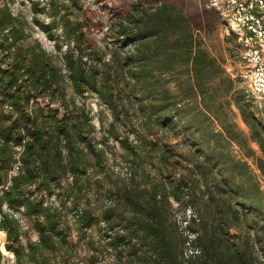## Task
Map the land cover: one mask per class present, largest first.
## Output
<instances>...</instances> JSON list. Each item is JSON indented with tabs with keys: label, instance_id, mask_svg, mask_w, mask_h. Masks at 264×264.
Here are the masks:
<instances>
[{
	"label": "trees",
	"instance_id": "trees-1",
	"mask_svg": "<svg viewBox=\"0 0 264 264\" xmlns=\"http://www.w3.org/2000/svg\"><path fill=\"white\" fill-rule=\"evenodd\" d=\"M38 4L35 23L57 49L67 41L66 72L39 41L28 40L25 21L0 1V211L5 202L25 206L39 232L37 241L25 245L17 221L4 213L0 227L16 264H54L55 251H62L63 264H82L63 250L71 241L61 225L62 205L45 206L36 193H54L69 174L67 197H73L80 239L104 221L107 227L100 226L99 233L107 246L121 256L136 255L135 264H264L262 110L248 98L241 79L207 48L186 8L173 0L138 1L111 27L118 41L105 59L90 45L85 21L71 12L79 0H49L53 21L48 23L37 17ZM126 43L132 47L123 49ZM68 82L74 93H96L112 109L100 142L120 141L134 168L132 178L139 175L146 182L117 191L122 208L116 196L108 197L101 216L81 175L91 165L90 153L105 170L107 149L93 142L94 125L80 106L64 113L52 106L57 100L66 103ZM45 96L49 103L42 105L38 98ZM236 112L248 135L239 128ZM17 161L20 168L12 174ZM172 198L198 215L188 226L197 232L192 242L200 252L189 257L184 254L187 235L170 216ZM116 226L124 232L109 235ZM1 258L0 250V264Z\"/></svg>",
	"mask_w": 264,
	"mask_h": 264
},
{
	"label": "rangeland",
	"instance_id": "rangeland-1",
	"mask_svg": "<svg viewBox=\"0 0 264 264\" xmlns=\"http://www.w3.org/2000/svg\"><path fill=\"white\" fill-rule=\"evenodd\" d=\"M2 3H7L14 14L19 15L25 21V28L28 32V40L39 41L41 45L53 55V61L57 66L61 67L66 72L63 54L66 49V40H63V45L57 49L55 40L50 38L48 34L35 23L33 17L35 16L34 2L38 1L37 17L48 23L53 21V16L49 13V0H0ZM68 1V0H63ZM138 1H150L155 3L159 0H79V4L72 7L73 15H80L85 21V27L88 41L93 48L99 49L105 53V59H109L112 49L117 45V38L114 36L111 27L121 19L126 13L131 11ZM182 4L191 15L194 28L198 33H201L205 40V45L210 52L223 61L226 70L233 76V70L239 68L240 63V48L239 44L232 33L227 31L225 23L221 17L220 11L212 6L213 0H173ZM43 7H46L43 9ZM54 23L55 31L60 34L62 28ZM116 26V25H115ZM125 43V42H124ZM132 47L130 43H126L123 49ZM122 49V50H123ZM121 50V51H122ZM237 78V77H236ZM240 86L245 89L248 96V85L243 80H240ZM67 101L62 104L61 100L55 101L52 106L64 113L66 109L74 110V105L80 106L91 119L90 123L94 125V130L91 135L94 137L93 142L101 147L102 145L107 149V158L105 159V170H102L95 154L90 153L88 160L90 167L87 172L81 175V178L87 181V196L91 200V206L95 209L96 215L101 216L103 210L109 205L108 197L116 196L115 203L119 208L123 207L122 199L117 195V191L129 184H141L144 186L146 182L144 178L139 175L134 177V168L129 160L125 158V150L121 142L110 138L106 143H101L104 132L108 129V125L113 118L112 109L103 102L96 93H86L79 95L74 93L70 82L67 83L66 91ZM75 97V103L71 100ZM39 102L42 105L49 103V96L39 97ZM68 103V104H67ZM235 120L239 128L244 134H249L248 126L243 122L240 113L236 112ZM90 128V127H87ZM131 137H135V132L131 133ZM171 138V137H170ZM168 138V139H170ZM177 140H173L175 142ZM180 141V138H179ZM257 147V146H255ZM236 152L240 149L235 146ZM259 151V150H258ZM132 171L131 174L128 172ZM179 171L181 168L179 167ZM106 172V173H105ZM133 177V178H132ZM72 175H67L63 178L61 186L50 194L44 189H38L37 194L39 199H44L50 205L59 206L61 209V225L68 231V239L71 243L65 244L63 250L66 255H72L74 259H82V264H135L139 262V257L130 252L120 255L119 250L115 247H108L106 244V237L99 233L100 223L92 228V233L88 232V237L80 239V229L77 216L72 212L73 197H67L68 185L72 184ZM260 181L264 187V176H260ZM35 187V185H34ZM171 218L175 220L183 229L186 235V226L184 224L185 215H187V207L181 205L176 199L172 198ZM88 204L86 198L82 199L81 205L84 207ZM132 209L128 210V213ZM9 214V213H8ZM13 217L20 229L19 220ZM188 217V216H187ZM33 216L29 215L26 219L30 225L28 229L22 230L21 239L26 245L28 241H37L39 239V232L33 227ZM112 221H117L113 219ZM128 229H130L129 221L125 220ZM143 242L145 240L142 235H139ZM91 237V238H90ZM104 237V238H101ZM94 243H93V242ZM146 243V242H145ZM5 230L0 227V250L2 252L1 264H16V257L14 259L7 253ZM149 246H145L144 250L148 251ZM186 250V248H185ZM189 252V249H188ZM52 261L54 264H63L61 262L62 251L53 252ZM96 255L93 260V256ZM32 264H36L35 261Z\"/></svg>",
	"mask_w": 264,
	"mask_h": 264
},
{
	"label": "built area",
	"instance_id": "built-area-1",
	"mask_svg": "<svg viewBox=\"0 0 264 264\" xmlns=\"http://www.w3.org/2000/svg\"><path fill=\"white\" fill-rule=\"evenodd\" d=\"M212 6L220 11L227 31L235 36L239 44L241 60L239 68L233 70L232 74L247 83L248 98L262 110L264 117V0H213ZM15 148L19 151L21 146L17 145ZM20 164V161L15 163L12 174L18 172ZM128 174H131L130 170ZM48 204L46 201L43 203L45 206ZM77 211L74 210L75 213ZM4 213L15 216L22 230L29 228L28 220L26 221L29 213L25 206L11 207L5 202L0 211V220ZM192 218H198V215L192 207L188 206L184 219L188 238L184 251L186 257L200 252V247L192 242L197 232L188 226ZM100 226L105 228L107 224L102 221ZM117 232H124V227L116 226L108 230L109 235ZM7 253L14 259L15 254L12 251Z\"/></svg>",
	"mask_w": 264,
	"mask_h": 264
}]
</instances>
